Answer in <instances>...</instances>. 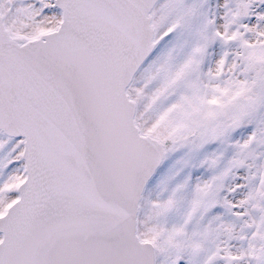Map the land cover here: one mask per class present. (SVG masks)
Wrapping results in <instances>:
<instances>
[{"label": "snow or ice", "instance_id": "snow-or-ice-1", "mask_svg": "<svg viewBox=\"0 0 264 264\" xmlns=\"http://www.w3.org/2000/svg\"><path fill=\"white\" fill-rule=\"evenodd\" d=\"M0 264H264V0H0Z\"/></svg>", "mask_w": 264, "mask_h": 264}]
</instances>
